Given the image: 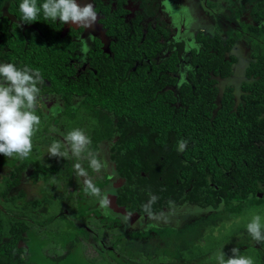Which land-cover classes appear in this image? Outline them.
I'll return each instance as SVG.
<instances>
[{"label": "trees", "instance_id": "obj_1", "mask_svg": "<svg viewBox=\"0 0 264 264\" xmlns=\"http://www.w3.org/2000/svg\"><path fill=\"white\" fill-rule=\"evenodd\" d=\"M131 1L142 11H133ZM5 2L20 22L11 25L10 32L1 14ZM21 2L0 0V60L39 69L44 80L38 85L40 93L52 92L62 103L57 115L64 130L86 126L84 133L91 142L78 161L88 174L93 169L87 153H97L99 144L106 143L107 159L117 179L111 182L109 200L112 197L127 212L149 215L150 211L152 216L181 205L192 212L225 209L234 213L264 204V0L252 4V22L241 31L259 50L250 53L238 101L232 84L220 87L218 83L233 74L237 57L230 51L236 36L197 31L198 46L189 51L182 77L183 42H172L166 22L144 20L145 14L154 17L157 13L153 0H116L113 4L93 0L113 40L104 49L95 39L97 46L86 52L83 65L75 39L82 27L65 30L64 23L46 20L42 11L37 21L25 23ZM43 2L37 0V5ZM167 41L170 44L165 46ZM182 78L186 82L178 86ZM76 100L79 103L74 106ZM40 111L45 113L44 107L36 112L42 117ZM48 123L41 127L44 131ZM41 128L34 131L29 156L0 178V264H35L24 261L32 220L17 214L23 210L20 205L15 207L25 194L11 193L26 168L33 164L31 175L41 174L44 180L60 166L66 172V158L61 165H45L35 158L34 143H54L51 135H41L36 141ZM180 140L187 141L182 152L177 150ZM152 196L157 199L146 211ZM30 204L36 209L41 201L34 199Z\"/></svg>", "mask_w": 264, "mask_h": 264}, {"label": "rangeland", "instance_id": "obj_2", "mask_svg": "<svg viewBox=\"0 0 264 264\" xmlns=\"http://www.w3.org/2000/svg\"><path fill=\"white\" fill-rule=\"evenodd\" d=\"M89 2L91 1L83 0L82 4ZM243 2L244 0H153L157 13L154 17L145 14L144 20L150 19L152 23L155 21L166 22L170 27L185 25L188 30L192 31L200 27L203 31L206 30L211 34L219 33L222 37L236 36L237 41L230 51L237 57V61L232 65L233 74L218 80V83L220 87L223 84H232L236 101H238L241 93L240 82L244 78V69L251 60L250 53L252 50H259V47L255 46L257 44L250 39L251 37L241 32L244 31L246 24L252 22L253 17L250 9L256 0L246 1L248 3L244 7L242 6ZM79 3L82 6L81 1ZM129 5L134 8L133 11H142L140 5L133 1L131 4L129 2ZM239 9L242 11L237 13ZM184 15H186V20L182 22L181 18ZM201 16L209 19V22H201L199 19ZM261 23L262 21L256 22L259 25ZM86 50L85 47L80 50V55L82 54L83 58ZM83 58L81 57L84 62ZM187 58L184 56L185 61L180 64L179 74L181 76L182 74L184 76L185 68L188 67ZM78 103L79 100H76L72 104L75 106ZM60 108L61 105L54 106L47 113L40 111L42 117H40L41 123L38 128L45 126L46 121H49L48 129L44 131L41 128L42 131L35 139L37 141L41 135H51L53 141L60 142L66 151L64 136L74 128L64 130V123L57 115ZM46 115L51 116L52 120H47ZM73 118L78 117L74 114ZM73 118L70 120L72 121ZM81 129L86 130V126ZM104 144L106 143L99 144L96 155L104 162L105 166L99 172L92 171L88 177L92 179L96 187L101 189L102 196L104 194L110 196L111 182H116L117 179L112 173L113 165L107 159L108 152ZM34 145L38 149V161L45 165H61L66 158L67 168L64 173L60 166L59 171L51 174L47 180H44L42 176L33 179L27 177L33 168V164H29L23 173L20 187L11 190L13 194L21 190L27 192L24 197L17 199V204L15 203L16 208L19 205L23 208L17 214L32 220L30 228L34 230L28 231V241L24 243L25 262H34L35 264H114V262L115 264H217L216 257L221 252L225 253V258H228L232 255L231 249L236 247L240 250L241 256L251 257L253 264H264V243L254 241L246 229L253 215H259L261 224L264 226V204L246 207L244 210L234 213H229L225 209L207 213L192 212L189 207L181 205L179 208L167 210V212L150 216L147 219L157 221L162 225L160 228H147V226L145 229H141L140 227L138 231L125 233L126 235L123 234L120 238L119 235L115 236V233L119 231L113 232V229L110 228V225L113 224L114 227L119 222L116 219L109 220L101 217V212L106 213V211H102L101 205H89L87 202L88 199L89 202L95 200L96 196L85 192L84 178L77 175L73 167L75 163H79L78 159L81 157L73 156L70 151L65 157H52L47 152L51 144L34 143ZM18 160L20 158L12 159L0 155V178L5 176ZM74 172L76 178L79 179V184H75ZM64 175L65 182H63ZM30 182L32 183L30 184ZM46 184L51 191L43 189ZM114 188H112V193H114ZM34 199L41 201V205H37L36 209L35 207L31 208L30 204ZM8 204H11V201ZM63 208L66 209V214L70 213L72 218L77 217L79 221L76 222L71 216L70 218L65 217L66 219L63 216L59 217L57 211H64ZM107 209H109L108 206ZM3 210H5L4 207ZM34 213L36 215H33ZM49 218L52 221H49ZM104 219H108V222H105L106 227L100 228L101 231L97 225L98 221ZM65 224H69L70 227ZM97 230L101 232L100 236L96 237ZM51 231L68 233V235L57 237L59 240L56 241V238L51 237ZM72 239L77 240L78 243H73ZM95 240L98 244L94 245L95 248L98 247L99 253L90 246V243L92 241L95 243ZM53 257H57V259H53ZM190 258L193 259L189 260Z\"/></svg>", "mask_w": 264, "mask_h": 264}, {"label": "clouds", "instance_id": "obj_3", "mask_svg": "<svg viewBox=\"0 0 264 264\" xmlns=\"http://www.w3.org/2000/svg\"><path fill=\"white\" fill-rule=\"evenodd\" d=\"M22 14L21 20L25 23L37 21L40 12L46 20H52L64 24L75 25L85 29L92 27L97 22L98 13L95 5L91 2L81 6L76 0H44L37 5V0H22L19 4ZM183 77V74H182ZM186 81L182 78L178 86ZM44 83L39 69H33L27 65L17 67L14 63L0 61V154L7 158L14 155L20 159L26 158L32 151V137L37 126L40 125V116L36 115L39 104L40 87ZM66 151H61L60 142H54L48 147V154L52 157H65L71 154L80 158L86 152L90 144L89 137L83 130L76 128L67 132L64 136ZM187 146L186 140L178 141V151H184ZM90 167L99 172L104 162L97 158L96 153H87ZM77 175L84 178L83 186L86 193L101 197V204H107L106 196H102L101 189L95 186L87 171L80 163L73 165ZM157 198L152 196L149 204L145 205L148 211ZM149 215L152 213L149 211ZM250 237L258 242L264 243V226L261 217L253 215L246 226ZM239 249L233 247L232 255L225 258L221 252L217 257V264H253L251 257L241 256Z\"/></svg>", "mask_w": 264, "mask_h": 264}, {"label": "flooded vegetation", "instance_id": "obj_4", "mask_svg": "<svg viewBox=\"0 0 264 264\" xmlns=\"http://www.w3.org/2000/svg\"><path fill=\"white\" fill-rule=\"evenodd\" d=\"M80 1H81V4H82L83 0H80ZM80 1L76 0V2L78 4H80L79 3ZM90 1H91V3H93V0H90ZM102 1L104 3H106L107 1H110L113 4L116 0H102ZM7 6H8L7 2L2 4V6H1V14L7 19V23L9 25V30L8 31L10 32V26L13 25L14 23H20V22H19V20L17 19V17L13 13L8 11ZM82 6H83V4H82ZM96 11L98 13L97 22L90 28L85 29V28L82 27V30L78 32V36L75 37L76 41L79 42V43L76 44V46H78L77 50H76V53L78 54V60L83 65H85L87 61H86V57L83 58L82 54L80 55V50H81L82 47L83 48L85 47L87 49L85 51V54H86V52L91 47L97 46L96 43H95V39H98L100 41L101 46L104 49H106L109 46V43L113 40V37H111L110 35L107 34V28L105 27V25H104V23L102 21L103 18H104L103 12H101L99 10H96ZM163 13H165V12H163ZM167 15H169V13H167ZM167 19H168V16H167ZM199 19H200L201 22H203V21L209 22V19H207L204 16L199 17ZM185 20H186V15H184L181 18L182 22L185 21ZM64 25H65V30H67L68 27L77 28V26H75V25H70V24H64ZM173 26L174 27L167 26L169 30H172V32H171L172 38H173L172 42H174V43L183 42V48H182L181 52L184 51L185 54L184 53H182V54H183V56L188 57L187 58V60H188L189 59V56H188L189 51L193 47L198 46L197 42L195 41L196 32L197 31L206 32V30L203 31L200 27H197V29L192 31V30H188L185 27V25H181V26L173 25ZM179 29H180V31H179ZM161 41H163V40L161 39ZM169 44H170L169 41H167V44L165 46H168ZM165 51H166V48L163 50V52H165ZM81 57L84 59V62L81 59ZM183 61H185L184 58H182L181 62H183ZM46 83H47V81H46ZM43 101H45V103H46L45 105L46 106H44V104L42 103ZM59 105H61V108H60V111H61L63 106H62V103L59 101V97L57 95L53 94L52 92H47V91L46 92H42V93H40V96H39V104H38V106L36 108V112L39 109H42L44 107V110L47 113L54 106H59ZM35 158L36 159L38 158V153L35 154ZM38 176H41V174H39ZM27 177L33 178V179H37V178H34L31 175V173L27 174ZM42 178H43V176H42ZM73 178L75 179V181L76 180L79 181V179L76 178V176H75V172H74V177ZM21 181H22V178L20 179L19 184L15 188L20 187ZM31 183L32 182H30V184ZM77 184H79V183H77ZM23 189H25V188L23 187ZM43 189L45 191H47V190L51 191L50 189H48V185L47 184L45 185V187ZM74 189L76 190V188H74ZM21 192H24V191L21 190ZM26 193L27 192L25 191L24 194H26ZM104 196H106V195L104 194ZM100 200H101V197H97L96 196L95 197V202H94L93 205L99 204V205H101V208L103 209L102 211L103 212L106 211L105 214L101 212V217L108 218L109 220H111V219L115 220L116 219L119 222V224H116L114 227H113V224L110 225V228L113 229V232H115V230L119 231V232L115 233V236L119 235L120 238H121V236L123 234L126 235L125 233H133L135 230L138 231L140 229V227H141V229H145L147 226H148L147 228H160V226H162L157 221H154V220L149 221V220H147V219H149L150 215H147V214H142L141 215V214H138L136 212H127V207L122 206V205H119L120 211H118L116 213H113L114 211L112 210L113 211L112 212L111 209L109 208V201H111L112 199L109 200L107 198V200H108L107 206H108L109 209H107L106 204H101ZM90 201H92V200H90ZM87 202L89 204V199L87 200ZM89 205H92V204H89ZM108 215H109L110 218L108 217ZM95 218L97 219L96 216H95ZM108 219H104L102 221H98L99 224L97 226H98L99 230L102 231V229H100V228L106 227L105 225L108 222ZM100 232L97 230L96 237L100 236ZM108 232H110L109 229H108ZM76 242H77V240H74L73 243H76ZM96 242H97V240H95V243H94V241H92L90 243V246L94 249V251H97L99 253L98 247L96 246V248H95V245H94V244H98ZM114 264H115V262H114Z\"/></svg>", "mask_w": 264, "mask_h": 264}, {"label": "crops", "instance_id": "obj_5", "mask_svg": "<svg viewBox=\"0 0 264 264\" xmlns=\"http://www.w3.org/2000/svg\"><path fill=\"white\" fill-rule=\"evenodd\" d=\"M230 1H237V0H230ZM239 1V0H238ZM246 1H250V0H244V2H243V5H245V4H247L248 2H246ZM242 5V6H243ZM234 13V12H233ZM63 209H65V208H63ZM65 212H67L66 211V209L64 210V211H60V210H58L57 211V213L59 214V217L60 216H63L64 218L65 217H69L70 218V216H71V218H72V215L69 213V214H66ZM76 216V215H75ZM78 216V215H77ZM66 219V218H65ZM72 219H74L76 222H78L79 220H78V218L76 217V218H72ZM65 226H67V227H70V225L69 224H65ZM64 228V227H63ZM65 229V228H64ZM66 234L68 235V233H63V232H56V231H51L50 232V235H52L51 237L52 238H56L55 240L56 241H58L59 240V238L57 239V237H61L62 235H64V236H66ZM41 239H43V238H41ZM44 239H47L46 237H44ZM74 240V239H73ZM74 242V241H73ZM76 243H78V242H76ZM245 247V246H244Z\"/></svg>", "mask_w": 264, "mask_h": 264}, {"label": "water", "instance_id": "obj_6", "mask_svg": "<svg viewBox=\"0 0 264 264\" xmlns=\"http://www.w3.org/2000/svg\"><path fill=\"white\" fill-rule=\"evenodd\" d=\"M109 208L111 209V211L112 210L114 211V212L112 211L113 213L120 211L119 206L115 203L113 199L110 201Z\"/></svg>", "mask_w": 264, "mask_h": 264}, {"label": "bare ground", "instance_id": "obj_7", "mask_svg": "<svg viewBox=\"0 0 264 264\" xmlns=\"http://www.w3.org/2000/svg\"><path fill=\"white\" fill-rule=\"evenodd\" d=\"M14 17V16H13Z\"/></svg>", "mask_w": 264, "mask_h": 264}]
</instances>
